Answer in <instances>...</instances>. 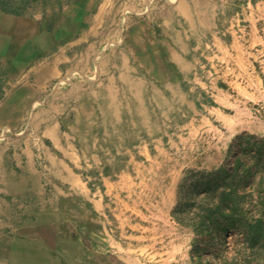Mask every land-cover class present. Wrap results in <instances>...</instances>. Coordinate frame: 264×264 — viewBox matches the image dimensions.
<instances>
[{"label": "rangeland", "instance_id": "obj_1", "mask_svg": "<svg viewBox=\"0 0 264 264\" xmlns=\"http://www.w3.org/2000/svg\"><path fill=\"white\" fill-rule=\"evenodd\" d=\"M1 52L24 67L0 68V252L67 203L92 264H217L175 216L264 137V1L0 0ZM233 188L264 264V180Z\"/></svg>", "mask_w": 264, "mask_h": 264}, {"label": "trees", "instance_id": "obj_2", "mask_svg": "<svg viewBox=\"0 0 264 264\" xmlns=\"http://www.w3.org/2000/svg\"><path fill=\"white\" fill-rule=\"evenodd\" d=\"M244 140L245 144L231 155L233 164L213 172L215 176L202 189L203 197L188 211L187 217L180 212L175 216L179 225L189 227L197 237L193 255L200 257L205 253L210 257L208 260L213 259L217 264H250L249 257L255 249L250 234H256V229L251 233L244 231L241 227L244 222L231 212L228 205L236 194L233 187L245 176L251 180L256 177L264 180V137L247 135ZM233 235L244 237L235 249L231 247ZM229 252H232L230 257Z\"/></svg>", "mask_w": 264, "mask_h": 264}, {"label": "crops", "instance_id": "obj_3", "mask_svg": "<svg viewBox=\"0 0 264 264\" xmlns=\"http://www.w3.org/2000/svg\"><path fill=\"white\" fill-rule=\"evenodd\" d=\"M20 37H24L22 30ZM8 64L18 69L24 67V61H17L13 55L1 52L0 68H7ZM33 80L39 86L40 73H37ZM15 90L20 91L21 88L17 86ZM63 178L69 188L73 185V192L67 190V202L84 201L81 198L82 187L75 173L68 170ZM65 206L64 219H51L41 227L35 224L30 225L12 241V246L7 247L6 250L1 247L0 254L7 259L15 260L14 264H92L87 245L88 238H90L89 221L77 216L71 217L68 209L70 204L66 203ZM96 217H98L97 214Z\"/></svg>", "mask_w": 264, "mask_h": 264}, {"label": "bare ground", "instance_id": "obj_4", "mask_svg": "<svg viewBox=\"0 0 264 264\" xmlns=\"http://www.w3.org/2000/svg\"><path fill=\"white\" fill-rule=\"evenodd\" d=\"M4 113V112H3ZM5 118H6V116H5ZM7 119V118H6Z\"/></svg>", "mask_w": 264, "mask_h": 264}]
</instances>
